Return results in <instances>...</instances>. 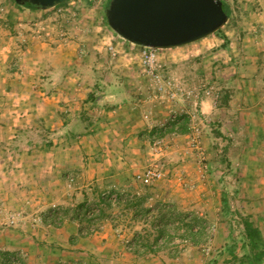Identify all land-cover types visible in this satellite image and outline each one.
<instances>
[{
    "label": "rangeland",
    "instance_id": "rangeland-1",
    "mask_svg": "<svg viewBox=\"0 0 264 264\" xmlns=\"http://www.w3.org/2000/svg\"><path fill=\"white\" fill-rule=\"evenodd\" d=\"M223 1L231 13L218 32L186 45L156 48L148 60L142 46L107 25L108 0H68L42 11L0 0V119L7 122L15 115V146L26 148L29 142L39 150L48 144L50 132L61 131L62 119L86 133L85 122L109 126L124 117L114 107L135 106L133 118L160 125L149 142H131L143 156L132 166L137 170L150 162L152 140L160 139L163 176L148 185L154 188L148 210L143 205L136 216L128 212L127 202L103 206L89 197V203L105 211L96 232L110 226L129 250L145 252L152 246L172 257L197 246L191 256L196 264H211L224 255L217 251L222 242L212 241L217 227L233 231V238L223 242L234 241L244 261L260 258L256 264H264V0ZM206 98L211 100L207 108L202 104ZM174 117L186 122L177 131L171 126ZM83 143L106 153L114 146L124 149L122 142ZM67 144L78 142L69 139ZM66 179L68 186L76 182L72 173ZM134 188L140 196L147 193ZM189 200L203 209L180 207ZM0 208V227L20 222L22 212L1 203ZM52 208L56 219L64 215L58 204ZM8 213L16 215L14 225L7 223ZM243 219L255 228L256 245L241 234ZM80 224L82 236L95 233H84L89 225ZM189 225L202 228L194 241L186 233ZM157 228L163 232L153 240ZM138 231L153 234L152 245H138L146 242L144 237L132 240ZM23 255L5 256L0 250V264H20Z\"/></svg>",
    "mask_w": 264,
    "mask_h": 264
},
{
    "label": "crops",
    "instance_id": "crops-1",
    "mask_svg": "<svg viewBox=\"0 0 264 264\" xmlns=\"http://www.w3.org/2000/svg\"><path fill=\"white\" fill-rule=\"evenodd\" d=\"M32 10L42 11V9ZM202 104L206 108L210 107L211 100L203 99ZM133 107L135 106L114 107L112 111L119 115L124 114V117L110 122L109 126L103 127L102 123L96 125L90 121L85 122L83 130L86 133L79 131L77 124L72 122L70 124L67 119H62L61 131L50 132L49 139L46 140L48 144L39 150L31 149L29 142L26 148L15 146L17 145L14 133L17 125L15 115H12V119H8L7 122L0 119V203L10 209L19 210V214L22 212L20 222L16 225L0 227V250L3 255L21 252L24 255L20 258V264L197 263V260L191 257L197 246H188L182 252V256L176 257L170 256L171 254L166 250L160 251L162 248L153 250L150 247L145 252L132 251L122 243V235L117 234L110 226L106 227L107 225L99 232L82 236L81 224L73 217V209L78 204L87 202L89 197L100 201V192L106 188L126 194L131 192L132 186L136 185L147 192L138 199L142 203L141 207L143 205L147 207L148 195L151 198L150 193L154 188L141 186L134 181L133 174L136 168L132 165L143 156L133 149L135 145L131 146V142H149L160 122L158 124L154 119L133 118V112H131ZM1 108L0 106V110ZM124 109L130 111L125 112ZM12 112L14 113L15 110ZM66 125L72 132L66 130ZM69 139L77 141L78 145L69 147L67 144ZM84 141L122 142L124 149L114 146L110 153H106L104 150H92L91 147L94 145L84 144ZM9 143H12V146H6ZM32 153L37 155L39 160H35L34 157V160H31ZM24 160H27V163L22 164ZM68 173L75 176L76 182L71 186H68L66 179ZM133 203H130L131 206L127 209L132 216H136L140 207H136ZM192 203L195 202L189 200L180 207L194 211L203 209L198 207L200 203ZM56 204L64 210V215L58 219L54 217L55 210L52 208ZM103 206L107 205L103 204ZM206 207L210 206L206 205ZM146 209L148 210V207ZM103 213L105 215V211ZM207 213L208 219L211 218L212 224L214 222L213 225H216L217 222L213 220L212 214ZM199 226L187 227L186 233L192 236L193 241L198 237L197 234L200 235L202 232ZM156 232L158 234L152 237L153 240L162 234L158 228ZM134 233L131 236L132 240H138L143 236L148 243H150L149 237L153 235L150 232L145 235L139 231ZM232 234L231 230L223 232L218 231L216 227L212 241L214 240L213 243L222 242V247L217 250L219 244L215 249L219 252L222 250L224 255L222 259L216 256L217 261L213 260L211 264H256L261 260L252 259L251 262H246L240 257L241 254L237 251L236 245L232 246L234 241L225 244L223 241H230V238H233ZM241 234L244 235V231ZM241 244H244V241ZM207 249L211 251L212 246L208 245ZM226 253L230 255L225 258Z\"/></svg>",
    "mask_w": 264,
    "mask_h": 264
},
{
    "label": "water",
    "instance_id": "water-1",
    "mask_svg": "<svg viewBox=\"0 0 264 264\" xmlns=\"http://www.w3.org/2000/svg\"><path fill=\"white\" fill-rule=\"evenodd\" d=\"M48 9L68 0H14ZM107 25L128 42L153 48L186 45L215 33L227 21L222 0H109Z\"/></svg>",
    "mask_w": 264,
    "mask_h": 264
},
{
    "label": "built area",
    "instance_id": "built-area-1",
    "mask_svg": "<svg viewBox=\"0 0 264 264\" xmlns=\"http://www.w3.org/2000/svg\"><path fill=\"white\" fill-rule=\"evenodd\" d=\"M142 48H143V53L147 57V59L152 60L154 55V49L156 48L153 47H142ZM174 95L175 93L173 92L171 96ZM160 142H161L160 139L152 140L151 155L153 156V159L150 162L140 166L138 170H136L133 174L134 181L139 183L141 186H148L160 180L163 176V170L159 160L160 155L162 154ZM123 195L124 196H122V193L111 191L110 189L102 190L100 192V197L104 199L105 203L104 202L101 203L104 205L115 207L118 206L120 203L127 202L129 199L133 197H139L140 191L138 189H135L132 190L129 194H123ZM87 203L89 202L87 201ZM99 209L95 208L94 204L91 202L88 204V206H86V208L83 209L81 216L86 220L90 221L89 224L87 223L89 225L87 227V232L84 233H92V232H96L99 229H102L103 218L99 217V211H100ZM2 212L3 210L0 208V213ZM6 218H7V223L9 225H14L16 223L17 218L14 213L6 214Z\"/></svg>",
    "mask_w": 264,
    "mask_h": 264
},
{
    "label": "trees",
    "instance_id": "trees-1",
    "mask_svg": "<svg viewBox=\"0 0 264 264\" xmlns=\"http://www.w3.org/2000/svg\"><path fill=\"white\" fill-rule=\"evenodd\" d=\"M223 1V0H222ZM108 3H109V0H108V2H107V5H108ZM63 4V3H62ZM23 6H26V7H29V8H32V9H40L38 6H36V5H34V4H31V3H25V4H22ZM59 5H61V4H59ZM59 5H57V6H59ZM223 9H224V11L227 13V15L229 16L230 15V13H231V9H230V7H229V5L228 4H226L224 1H223ZM216 32H218V30L216 31ZM171 119H173V121H172V123H171V126H172V129H176V131H177V129L179 128V127H181V125H183V124H185L186 122L182 119V117H178V118H171ZM184 131H186V130H183V132ZM181 132V131H180ZM111 191H113V190H111ZM139 199V197H133V198H131V199H129L127 202L130 204V203H133V205H136V207L137 206H139L140 208H141V206H142V203H141V201L140 200H138ZM100 200H101V202H104V199L103 198H101L100 197ZM105 203V202H104ZM86 206H87V202L85 201V202H82V203H80V204H78L74 209H73V217L75 218V219H77L80 223H82V221H85L86 223H90V221L89 220H86L85 218H83L82 216H81V214H82V211H83V209L84 208H86ZM100 208V207H99ZM100 211H99V217H102L103 216V211L101 210V208L99 209ZM242 225H243V227H244V235H245V237H246V239H248L250 242H252L253 243V245H256V241L258 240V236H257V232H256V230H255V228L253 227V225L251 224V222L249 221V220H247V219H243V221H242ZM158 230H159V232L160 233H162L163 232V230L162 229H159L158 228ZM81 231V230H80ZM196 231H198V229L196 230ZM142 236V235H141ZM197 238H199V236H201V235H199V234H197ZM143 237V236H142ZM195 237V236H194ZM144 238H146V237H144ZM196 239V238H195ZM135 240H137V239H135ZM138 241V240H137ZM139 244L138 245H144V246H146V247H149V245H152V244H149L148 243V241L146 240V242H138ZM252 245V246H253ZM151 249H153V250H156V249H154L152 246H151ZM257 257H260V255L258 256V255H256ZM256 259V258H255ZM257 259H260V258H257Z\"/></svg>",
    "mask_w": 264,
    "mask_h": 264
}]
</instances>
